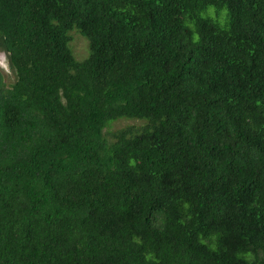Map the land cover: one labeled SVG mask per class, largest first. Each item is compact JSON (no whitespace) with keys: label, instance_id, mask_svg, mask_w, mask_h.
Wrapping results in <instances>:
<instances>
[{"label":"trees","instance_id":"obj_1","mask_svg":"<svg viewBox=\"0 0 264 264\" xmlns=\"http://www.w3.org/2000/svg\"><path fill=\"white\" fill-rule=\"evenodd\" d=\"M0 51V264H264V0H0Z\"/></svg>","mask_w":264,"mask_h":264},{"label":"rangeland","instance_id":"obj_2","mask_svg":"<svg viewBox=\"0 0 264 264\" xmlns=\"http://www.w3.org/2000/svg\"><path fill=\"white\" fill-rule=\"evenodd\" d=\"M213 10V9H212ZM225 13V10L222 11ZM71 37L70 48L76 60L82 61L87 58L89 54L88 41L82 37L75 29L69 32ZM0 71L3 73L5 83L7 85L13 83L14 74L9 69L7 64V57L5 53L0 51ZM143 124V121L137 120H128V119H119L115 123L111 124L108 128L104 130V134L110 137V133H113L116 130L125 128V127H138ZM108 134V135H107Z\"/></svg>","mask_w":264,"mask_h":264},{"label":"clouds","instance_id":"obj_3","mask_svg":"<svg viewBox=\"0 0 264 264\" xmlns=\"http://www.w3.org/2000/svg\"><path fill=\"white\" fill-rule=\"evenodd\" d=\"M212 11H213V10L210 8V9H209V15L212 14ZM224 21H225V18H224V15L222 14L219 22H220L221 24H223Z\"/></svg>","mask_w":264,"mask_h":264}]
</instances>
